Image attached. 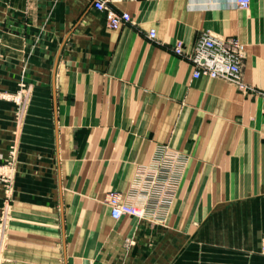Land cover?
<instances>
[{
	"label": "crops",
	"instance_id": "obj_1",
	"mask_svg": "<svg viewBox=\"0 0 264 264\" xmlns=\"http://www.w3.org/2000/svg\"><path fill=\"white\" fill-rule=\"evenodd\" d=\"M93 1L0 0L2 264H262L264 0H117L118 29ZM202 32L244 45L245 88L174 53Z\"/></svg>",
	"mask_w": 264,
	"mask_h": 264
},
{
	"label": "built area",
	"instance_id": "obj_2",
	"mask_svg": "<svg viewBox=\"0 0 264 264\" xmlns=\"http://www.w3.org/2000/svg\"><path fill=\"white\" fill-rule=\"evenodd\" d=\"M117 0H94L93 6L97 10H105L108 26L118 29L122 24L131 20L128 12L116 11L109 5ZM235 5L241 9H247L251 0H233ZM150 39L156 38L155 28L148 31ZM244 45L234 36H216L208 32H202L196 39L192 48L184 54L183 45L177 42L173 51L177 55L185 56L194 67L193 77L201 76L207 78H222L230 80L238 85L239 88H245L240 77L241 59ZM176 157V156H175ZM11 168L8 162H0V182L7 183L10 179ZM141 191L122 198L117 192L108 194L107 203L110 207V215L114 219L122 216H132L143 218L146 215L148 207L147 200L152 195V187L156 186V178L148 179ZM149 186V187H147Z\"/></svg>",
	"mask_w": 264,
	"mask_h": 264
},
{
	"label": "rangeland",
	"instance_id": "obj_3",
	"mask_svg": "<svg viewBox=\"0 0 264 264\" xmlns=\"http://www.w3.org/2000/svg\"><path fill=\"white\" fill-rule=\"evenodd\" d=\"M263 97H264V94H263ZM0 99L17 100L19 99V97H18V94L0 91ZM5 161L9 163L10 168H11L10 179L8 180L7 183L0 182V184L3 185L5 188H7L11 185L12 178H13L14 159H13V149L12 148L9 149L8 155L0 160V162L2 163ZM5 241H6V224L4 222V219L0 218V264H2V261L4 259L3 251L5 249ZM251 250H249V248L246 249L247 255L251 253L257 257H261L262 264H264V231L261 232L259 236L257 247ZM248 263L249 262H247V264Z\"/></svg>",
	"mask_w": 264,
	"mask_h": 264
}]
</instances>
